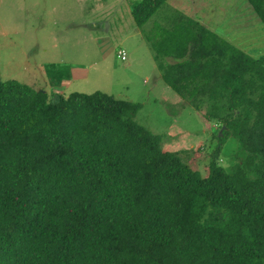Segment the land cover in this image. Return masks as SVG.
<instances>
[{"label": "trees", "instance_id": "16d2710c", "mask_svg": "<svg viewBox=\"0 0 264 264\" xmlns=\"http://www.w3.org/2000/svg\"><path fill=\"white\" fill-rule=\"evenodd\" d=\"M166 1L132 2L136 27ZM245 1L264 28V0ZM181 19L148 40L218 129L206 174L133 120L138 103L0 80V264H264V56Z\"/></svg>", "mask_w": 264, "mask_h": 264}, {"label": "rangeland", "instance_id": "374dc122", "mask_svg": "<svg viewBox=\"0 0 264 264\" xmlns=\"http://www.w3.org/2000/svg\"><path fill=\"white\" fill-rule=\"evenodd\" d=\"M138 1L0 0V80L62 91L64 96L102 92L138 103L141 108L133 120L160 135L164 150L176 152L205 175L218 129L214 124L206 127L193 104L163 81L156 84L159 70L148 40L154 35L151 29L157 22L168 28L169 20L190 17L242 51L264 56V28L245 0H167L140 33L127 12ZM120 49L126 51V62L117 56ZM73 68H86L87 75L60 87L72 77ZM221 158L225 169L234 164L225 154Z\"/></svg>", "mask_w": 264, "mask_h": 264}, {"label": "crops", "instance_id": "0c3cea01", "mask_svg": "<svg viewBox=\"0 0 264 264\" xmlns=\"http://www.w3.org/2000/svg\"><path fill=\"white\" fill-rule=\"evenodd\" d=\"M127 8H130L129 6L127 7ZM104 10V5H101L100 7H99V11H103ZM128 13H130V11L128 10L127 11ZM131 14V13H130ZM158 23V22H157ZM159 24H161L162 26H163V24L162 23H159ZM136 30L138 31V32H140L141 33V30L139 29V28H136ZM154 59V58H153ZM125 65L126 66H128L129 65V62H127V63H125ZM155 66H156V64H155ZM157 67V66H156ZM87 69L86 68H73V75H72V77L70 78V79H67V80H64L63 82H61V84H60V87H69L70 85H71V82H72V80H74L75 78H81V77H85L86 75H87ZM162 81L161 80V74H160V72L158 71V76H155V82H156V84L158 83L157 81ZM155 84V85H156ZM154 85V86H155ZM39 90H41V89H39ZM45 92H53V91H49V90H44ZM55 93H56V91H55ZM60 94L62 93V91H60L59 92Z\"/></svg>", "mask_w": 264, "mask_h": 264}, {"label": "built area", "instance_id": "2783aa9c", "mask_svg": "<svg viewBox=\"0 0 264 264\" xmlns=\"http://www.w3.org/2000/svg\"><path fill=\"white\" fill-rule=\"evenodd\" d=\"M117 56L122 62L127 61V54H126V51L124 49H120L117 53Z\"/></svg>", "mask_w": 264, "mask_h": 264}]
</instances>
